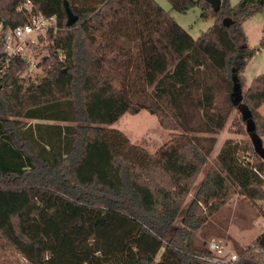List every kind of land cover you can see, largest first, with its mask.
<instances>
[{
	"label": "trees",
	"instance_id": "16d2710c",
	"mask_svg": "<svg viewBox=\"0 0 264 264\" xmlns=\"http://www.w3.org/2000/svg\"><path fill=\"white\" fill-rule=\"evenodd\" d=\"M65 1L79 16L72 26ZM168 1L182 13L198 5L215 22L194 38L156 0H0L5 31L27 22L23 2L56 15L63 30L49 32L53 57L43 58L51 61L38 84L21 78L25 56L6 63L0 48V264H14L4 259L11 250L31 264H212L194 233L233 194L264 199V73L246 102L242 94V72L264 48V36L249 45L243 23L263 0H222L218 11L205 0ZM221 83L259 160L228 139L186 203L227 121ZM143 108L179 132L154 154L111 127ZM254 246L234 264H264V231Z\"/></svg>",
	"mask_w": 264,
	"mask_h": 264
},
{
	"label": "rangeland",
	"instance_id": "374dc122",
	"mask_svg": "<svg viewBox=\"0 0 264 264\" xmlns=\"http://www.w3.org/2000/svg\"><path fill=\"white\" fill-rule=\"evenodd\" d=\"M171 16L194 38H198L202 32L211 27L215 19L202 17V8L198 5L190 8L188 11L182 13L172 8L168 0H156ZM240 0H230V4L235 6ZM31 5L29 2L20 3L19 9H27ZM31 8V7H30ZM29 12V11H28ZM227 17V16H225ZM224 17V18H225ZM244 30L248 37V43L251 47H259V43L264 36V15L258 12L248 18L243 23ZM2 23H0V40L4 33ZM62 28L54 32V35H61ZM2 41V40H1ZM53 44L50 34L47 33L40 42L32 48L26 58H28L27 67L20 72L23 82L28 84H38L46 75V68L49 67V60L44 63L46 56L53 57ZM60 58H64L61 51L58 52ZM49 63V64H48ZM264 73V48L259 50L256 55L250 60L247 67L243 70L244 78L242 94L245 102L247 101V92L251 87L254 78L257 74ZM240 95L236 93L234 99ZM231 99V88H227L225 83H221V88L218 91V105L227 114V121L222 130H220L215 137L217 139L214 149L209 157L208 163L201 169L196 178L190 193L186 197V203L190 202L194 196L201 181L204 179L208 169L215 163L218 155V147L223 146L228 139H233L239 142L242 147L246 146V154L248 159L252 162H258L259 156L256 154L253 144L251 142L250 133L247 131L246 122L243 120L242 114L237 106L233 105ZM260 113L259 126L264 128V103L259 107ZM24 122L28 123H50V124H69L70 122L60 121H41L32 120L29 118H22ZM113 128L121 130L131 141V143L140 145L145 148L150 154L156 151L165 144L172 133H179L178 131H171L164 128L158 116L152 114L147 109H141L138 113H126L117 122L111 125ZM258 132L262 138L264 146V132L258 128ZM208 135V134H201ZM222 148V147H221ZM221 150V149H220ZM220 152V151H219ZM264 231V199L250 200L245 195L236 193L231 196L229 201L222 205L216 212H214L208 222L202 229L194 233V241L198 246L209 247L211 242H215L223 246L222 259L228 260L233 255H239L240 249H247L255 247V241L258 236ZM209 250V249H208ZM156 258L160 259L161 253ZM256 252L259 250L256 249ZM216 255L211 253V256ZM5 260H15L14 264H31L27 259L19 255L16 251L11 250L5 255Z\"/></svg>",
	"mask_w": 264,
	"mask_h": 264
},
{
	"label": "built area",
	"instance_id": "2783aa9c",
	"mask_svg": "<svg viewBox=\"0 0 264 264\" xmlns=\"http://www.w3.org/2000/svg\"><path fill=\"white\" fill-rule=\"evenodd\" d=\"M30 7L27 8L29 11L27 22L4 31L1 36L2 44L0 48L6 54V63H9L14 57H26L28 52L34 48L47 33L51 30H53V32L60 30L58 17L56 15H45L43 13L32 12V5ZM262 13L264 15V0ZM208 249L211 253L216 254L211 257L203 256L201 258L208 263L234 264L238 259L237 255H233L232 258H229L228 260L222 259L221 257L224 253L223 246L215 242H211Z\"/></svg>",
	"mask_w": 264,
	"mask_h": 264
},
{
	"label": "water",
	"instance_id": "95a60500",
	"mask_svg": "<svg viewBox=\"0 0 264 264\" xmlns=\"http://www.w3.org/2000/svg\"><path fill=\"white\" fill-rule=\"evenodd\" d=\"M205 1H207L215 11H218L222 5V0H205ZM65 8L67 13V22H66L67 26H72L78 21L79 16L71 9L68 1H65ZM233 22L234 21L230 17H226L223 20V23L226 26H230ZM236 101L240 102L241 98L240 97L236 98Z\"/></svg>",
	"mask_w": 264,
	"mask_h": 264
},
{
	"label": "crops",
	"instance_id": "0c3cea01",
	"mask_svg": "<svg viewBox=\"0 0 264 264\" xmlns=\"http://www.w3.org/2000/svg\"><path fill=\"white\" fill-rule=\"evenodd\" d=\"M257 75H259V74H257ZM221 147H222V146L218 147V149H219V150H218V153H219V151H220Z\"/></svg>",
	"mask_w": 264,
	"mask_h": 264
}]
</instances>
